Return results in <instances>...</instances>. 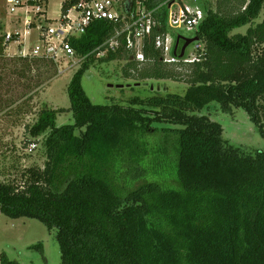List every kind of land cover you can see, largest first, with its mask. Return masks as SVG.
Masks as SVG:
<instances>
[{
    "label": "trees",
    "instance_id": "obj_1",
    "mask_svg": "<svg viewBox=\"0 0 264 264\" xmlns=\"http://www.w3.org/2000/svg\"><path fill=\"white\" fill-rule=\"evenodd\" d=\"M202 8L195 34L205 56L184 72L164 62L153 39L141 64L124 47L98 58L126 60L124 75L141 81L186 76L183 95L92 103L83 77L113 26L97 21L71 39L90 56L68 85L70 107L45 104L29 130L42 138L43 168H28L22 186L0 180V212L57 229L62 264H264V149L231 143L204 113L214 102L225 113L243 108L264 136V17L255 22L264 0ZM246 25V33L232 34ZM2 30L0 56L8 46ZM66 111L75 122L57 125ZM1 264L20 262L5 253Z\"/></svg>",
    "mask_w": 264,
    "mask_h": 264
},
{
    "label": "rangeland",
    "instance_id": "obj_2",
    "mask_svg": "<svg viewBox=\"0 0 264 264\" xmlns=\"http://www.w3.org/2000/svg\"><path fill=\"white\" fill-rule=\"evenodd\" d=\"M63 1L49 0L45 13L48 19L41 21V24L47 25L53 22L51 19L59 16ZM188 1L204 7L209 3L216 5L218 0ZM9 11L7 0H0L2 32H22V24H16L13 14ZM263 17L264 9L255 22H261ZM36 26L31 28V33L26 37L25 52L29 55H22L23 44L11 42L5 55L0 56V180L19 186L24 184V174L28 168H43L46 160L42 138L34 139L31 136V126L36 123L45 104L55 109L70 107L68 85L84 62L79 54L73 57L60 55L57 59L44 58V61L35 59L31 54L38 43L40 32ZM249 27L250 25H246L237 28L232 34H244ZM175 32L185 38L196 37L193 31L176 29ZM182 46L183 44L179 49ZM193 47L194 44H190L187 52H193ZM98 58L86 71L82 81L92 103L128 104L136 96L148 98L167 93L183 95L188 88L186 76L178 80L141 81L124 75L126 60L99 62ZM48 61H53V65L48 64ZM209 108L210 110H204V113L222 125L225 139L252 152L264 149V136L243 108H234L233 113H225L215 102ZM56 122L60 126L74 123L75 118L71 111H66L58 114ZM160 139L173 159L171 142L164 141L162 135ZM167 178L170 183H175L173 176ZM5 253L20 264H62L57 229L49 230L35 217L12 218L0 212V264L1 256Z\"/></svg>",
    "mask_w": 264,
    "mask_h": 264
},
{
    "label": "built area",
    "instance_id": "obj_3",
    "mask_svg": "<svg viewBox=\"0 0 264 264\" xmlns=\"http://www.w3.org/2000/svg\"><path fill=\"white\" fill-rule=\"evenodd\" d=\"M13 21L22 24V32H5L7 48L11 42L23 44L21 51L25 52L26 37L31 28L39 27L38 43L31 56L36 58L57 59L60 55L73 57L77 55L71 44V39L80 37L97 21L111 23V35L97 47V57L105 56L110 51L124 47L132 58L140 64L145 62L144 48L146 42L154 40L155 47L162 52L165 63L177 66L180 71L183 66L200 62L205 56V43L193 42V52L180 56L174 53L176 40L179 36L175 30L181 29L195 32L205 19L204 9L193 1L188 0H64L59 16L51 19L47 25L45 16L49 0H7ZM69 3L67 10L63 4ZM165 14V22L163 16ZM166 31H162L164 27ZM184 40H181V42ZM180 42V46H181ZM179 46V48H180ZM90 54L82 56L86 60ZM35 146V145H34ZM33 146V147H34Z\"/></svg>",
    "mask_w": 264,
    "mask_h": 264
},
{
    "label": "water",
    "instance_id": "obj_4",
    "mask_svg": "<svg viewBox=\"0 0 264 264\" xmlns=\"http://www.w3.org/2000/svg\"><path fill=\"white\" fill-rule=\"evenodd\" d=\"M181 40H184V44L181 48V52H180V56H183L187 47L192 44L193 42L195 41H198V38L197 37H194V38H185V37H182V36H179L176 40V45H175V48H174V53L175 54H178V49H179V46H180V42Z\"/></svg>",
    "mask_w": 264,
    "mask_h": 264
},
{
    "label": "flooded vegetation",
    "instance_id": "obj_5",
    "mask_svg": "<svg viewBox=\"0 0 264 264\" xmlns=\"http://www.w3.org/2000/svg\"><path fill=\"white\" fill-rule=\"evenodd\" d=\"M181 45H182V42H181Z\"/></svg>",
    "mask_w": 264,
    "mask_h": 264
}]
</instances>
